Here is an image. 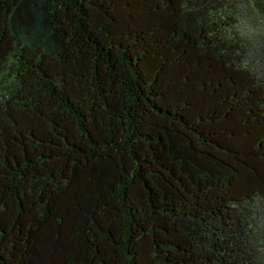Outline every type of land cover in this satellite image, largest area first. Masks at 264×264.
<instances>
[{
    "label": "trees",
    "instance_id": "trees-1",
    "mask_svg": "<svg viewBox=\"0 0 264 264\" xmlns=\"http://www.w3.org/2000/svg\"><path fill=\"white\" fill-rule=\"evenodd\" d=\"M0 264H264V0H0Z\"/></svg>",
    "mask_w": 264,
    "mask_h": 264
}]
</instances>
